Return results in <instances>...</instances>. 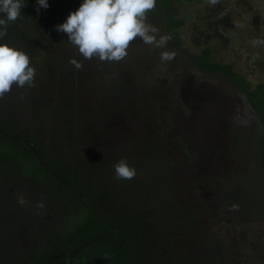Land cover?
Segmentation results:
<instances>
[{"label": "trees", "instance_id": "trees-1", "mask_svg": "<svg viewBox=\"0 0 264 264\" xmlns=\"http://www.w3.org/2000/svg\"><path fill=\"white\" fill-rule=\"evenodd\" d=\"M201 1L156 0L148 19L153 25L162 26L171 36L170 42L173 43L166 46L168 51H171L172 45L181 44L179 28L185 21L179 17L180 5ZM82 2L48 0L49 7L37 12V0H23L25 7L19 19L9 22L7 36L0 39V43L23 50L30 58V66L36 70L34 86L21 88L13 85L12 90L0 99V190L4 184L20 179L27 184L48 186L58 199L69 204V238L73 237L69 243V253H74L69 260L84 262L106 258V261L118 259L121 264H149V261L159 264H264V80L253 85L232 64L217 59L211 43L215 36L226 37L218 28L229 22L228 17L211 21L207 27L196 23L192 25L195 46L205 44L198 54L193 55L196 66L208 73L226 74L244 95L256 117L254 127L235 126L227 158L235 161L241 159L244 163L239 168L235 165L239 170L234 168L217 185L214 186L202 175L209 167L204 164L207 151L204 152L200 146L202 144L193 135L198 127L204 128L203 125L195 124L194 128L187 125L186 129L182 125L178 129L175 125L178 120H171L166 108L165 113L159 114L155 110L151 115L152 122H156L155 130L158 126L164 128L157 133L165 137L166 142L153 136L149 138L148 148L139 150L143 153L135 151L136 156L142 159L137 158L130 165L136 169V176L132 179L135 185L132 187L123 183L119 185L113 167L117 159L105 155L112 162L107 163L104 158L94 157L101 154V150L106 151V147L100 151L78 147L79 155L75 154L74 157L72 153L69 162H65L49 154L44 142L38 140L53 106L51 92L56 85H60V93H65L63 90L67 89L73 91L79 76L77 74L82 70L69 63L73 58L81 60L77 55L78 49L68 41L66 33L55 30V26L64 23ZM216 14L220 15V10ZM166 48L156 49V55L160 58ZM89 61L95 65L100 63L98 59L96 62ZM120 64L121 61L112 63L117 71L122 68ZM178 74L184 76L188 72L181 66ZM41 78L45 79L43 83L49 93L38 99L35 86ZM182 82L179 83L180 90ZM200 84L203 89L205 84ZM127 87L131 89L129 85ZM175 87L176 84H173V89ZM198 93L203 99V94L197 90ZM132 94L129 93L128 97L135 104L137 101ZM180 100L184 113L188 115L190 109L185 104V97ZM72 102V96L66 99L60 96L54 111L55 131L57 129L54 133H59L57 118L62 116L65 126L61 127L60 133L69 132V140L75 134ZM21 105L24 106V117L29 120L30 127L19 126L21 119L18 121L17 117ZM133 112L139 114L141 110L135 109ZM172 113L169 109L170 116ZM215 113L216 110L214 113L207 110V114L217 121L220 114ZM38 124L42 125L40 131L36 129ZM104 134L108 136L109 133ZM168 143L178 152L181 164L190 168L195 175L194 183L203 191L207 219L201 216L204 211L193 200L182 201L177 197L175 182L178 176L175 170L178 157L175 158V149L169 148ZM104 167H108L107 179L115 186L113 192L106 194L97 187L98 181L104 177ZM127 187L132 191L142 189V196L137 201L131 199L132 196L129 199L123 193L129 191ZM90 189H94L95 194L89 192ZM92 196L99 205L107 208L106 212L101 211L98 205L90 204L93 200L89 197ZM2 206L0 199V211ZM108 212L115 227L107 224L109 220L105 215ZM88 222L90 225H87ZM223 224L227 226L226 230L221 234L215 233L214 226ZM185 233L195 236L193 244L198 251L194 259L187 257L177 245L176 239ZM28 264H34V259Z\"/></svg>", "mask_w": 264, "mask_h": 264}, {"label": "rangeland", "instance_id": "rangeland-1", "mask_svg": "<svg viewBox=\"0 0 264 264\" xmlns=\"http://www.w3.org/2000/svg\"><path fill=\"white\" fill-rule=\"evenodd\" d=\"M218 10H220V15L216 14ZM179 17L185 21V24L179 28L181 44L172 45L171 51L176 53L175 59L165 64H162L159 56L156 55L155 50L158 48L144 44L142 38L139 37L135 38L127 49L128 55L121 60L120 71L112 65L114 62L99 61L98 65L92 61L89 63L90 61L85 60L77 50L83 68L77 74L79 76L73 91L67 89V91L63 90L65 93H60V85L55 84L56 88L51 92L53 106L49 111L47 122L42 131H40L41 124L36 126V129L40 131V140L47 141L49 145L53 137L52 145L54 146L56 142H59L58 136H53L57 131V129L55 131L54 120V111L57 109L56 101L60 96L66 99L70 95L73 98L71 113L75 134L69 140L71 142L69 151H62L64 156L70 158L72 153L74 157L75 154L79 155L78 147L94 151H100L102 147H106L107 152L103 149L101 154L94 157L104 158L107 163L112 162H109L105 155L114 157L118 161L126 158L131 165L133 160L142 159L136 156L135 151L148 148L150 137L154 136L166 142L165 137L162 138L157 133L164 128L158 126L155 130L156 122H152L151 117L155 110L160 114L165 113L164 108H166L169 118L178 120V124L175 123L178 129L182 125L184 129L188 126L194 128L195 124L196 126L203 125L204 128L198 127L195 130L196 136H193L202 144L200 146L204 152L207 151L204 164L209 167L206 172H202V175L212 181L214 186L227 177L234 168L239 170L238 168L243 166V160L235 161L227 158L231 135L238 124L254 127L256 117L251 112L244 95L226 74L208 73L196 66L193 55L198 54L205 44L195 46L192 25L196 23L207 27L211 21H218L220 17H228L229 22L226 20V24L218 28L226 37L215 36L211 46L217 53L218 60L232 64L235 70L245 74L248 80L255 85L264 80V0H219L215 6L210 5L209 0H202L198 3L185 2L180 5ZM147 22L153 25L149 19ZM238 23L241 26H237ZM153 26L159 29L158 39L159 36L168 35L162 26ZM171 43L173 42L169 41L168 44ZM92 60L97 61L95 58ZM181 66L188 72V75L179 76L178 69ZM182 80L180 90L179 83ZM44 81L45 79L41 78L35 86L38 99L49 93ZM200 83L205 84L203 89L200 88ZM173 84H176L175 89H173ZM128 85L131 89H128ZM197 90L203 94V99L199 93L197 94ZM132 92V98L135 97L137 101L135 104L131 103L128 97ZM183 97L190 109L188 115L184 113L183 105H180V99ZM205 106L206 108H203ZM135 109L141 112L134 113ZM169 109L173 112L172 116L169 115ZM208 109L213 113L216 110L215 114L219 113L220 119L215 121L207 114ZM24 112V106L21 105L17 117L18 121L21 119L19 126L30 127L29 120H25ZM62 121V116L57 118L59 137L61 127L65 126ZM105 132L109 133L108 136H105ZM168 147L171 148L172 145L168 143ZM84 149L82 154H84ZM173 152L176 155L175 158L178 157L175 170L178 176L175 182L177 197L182 201L193 200L201 211H204L201 216L207 219L208 212H205L203 204V191L199 185H195L193 180L195 175L190 168L181 164V158L176 149ZM113 154L114 156H111ZM235 165H238V168ZM105 169L108 167H104L102 171ZM118 180L119 185L122 183L129 187L135 185L132 180H124L128 182L127 184ZM123 193L129 199L132 196L131 199L137 201L143 192L142 189L137 191L130 189ZM17 197L18 201L19 199L21 202L27 201V195L19 193ZM12 201L18 202L17 198H12ZM226 228L224 224L215 225L214 232L221 234ZM194 237L193 234L185 233L176 239L177 245L187 257L192 259L198 251V247L193 244ZM229 254L233 256L231 252Z\"/></svg>", "mask_w": 264, "mask_h": 264}, {"label": "clouds", "instance_id": "clouds-1", "mask_svg": "<svg viewBox=\"0 0 264 264\" xmlns=\"http://www.w3.org/2000/svg\"><path fill=\"white\" fill-rule=\"evenodd\" d=\"M219 0H209L215 6ZM37 12L49 7L48 0H37ZM156 6V0H83L80 7L71 12L66 21L55 26L57 32L66 33L85 60L120 62L135 38H142L146 45L166 48L170 35H159V29L147 22L148 13ZM25 7L23 0H0V39L7 36L9 22H15ZM239 25V23L237 24ZM174 51L160 54L162 64L175 59ZM77 69L83 64L75 58L69 61ZM36 70L30 66L29 56L21 49L0 43V99L17 87L34 86ZM120 180H132L136 169L121 158L113 165ZM42 206V205H41Z\"/></svg>", "mask_w": 264, "mask_h": 264}, {"label": "flooded vegetation", "instance_id": "flooded-vegetation-1", "mask_svg": "<svg viewBox=\"0 0 264 264\" xmlns=\"http://www.w3.org/2000/svg\"><path fill=\"white\" fill-rule=\"evenodd\" d=\"M55 135L58 136L59 142H56L55 146L52 145L53 137L49 145L45 141L47 151L58 159L69 162V156L65 157L62 152L69 151V132L61 133L60 137L59 133H54L53 136ZM102 172L104 179L98 181L97 187L105 194L113 192L115 186L107 179L109 170ZM24 182L20 179L13 180L4 184L0 190V199L3 202L0 211V264H28L32 258L34 264H121L118 259L106 261V258L84 262L69 260V257L74 255L69 253V243L73 241V237L69 238V204L58 199L48 186ZM89 192L95 194L94 189ZM19 193L25 196L28 194L27 201H18ZM12 198H17L18 202H13ZM89 199L93 200L90 204L98 205L101 211H107L93 196ZM105 218L109 220L107 224L116 226L114 221H111L110 213L105 215ZM88 224L90 225L89 222ZM149 264L159 263L149 261Z\"/></svg>", "mask_w": 264, "mask_h": 264}]
</instances>
